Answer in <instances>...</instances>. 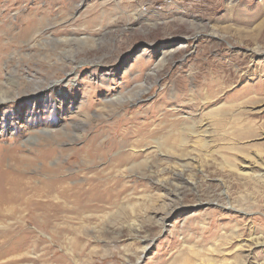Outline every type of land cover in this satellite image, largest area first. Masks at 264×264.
<instances>
[{
  "label": "rangeland",
  "instance_id": "1",
  "mask_svg": "<svg viewBox=\"0 0 264 264\" xmlns=\"http://www.w3.org/2000/svg\"><path fill=\"white\" fill-rule=\"evenodd\" d=\"M164 5L0 0V264H264V0ZM50 149L124 191L36 228Z\"/></svg>",
  "mask_w": 264,
  "mask_h": 264
},
{
  "label": "bare ground",
  "instance_id": "2",
  "mask_svg": "<svg viewBox=\"0 0 264 264\" xmlns=\"http://www.w3.org/2000/svg\"><path fill=\"white\" fill-rule=\"evenodd\" d=\"M256 51L257 53L260 54L263 53L261 50H256ZM168 53H172V52H168ZM16 95L17 94L15 95L0 94V104L14 99ZM95 144H96L95 142H92V145ZM95 150L97 151V149ZM52 151L50 149L47 151H41L38 154V160L42 164L41 166L42 170H44V171L41 170V172L45 173L46 171H49L53 175L52 179L43 180L40 183V185L32 191L31 193L32 196L30 198H24L25 196H22L21 198L20 197L16 198V201L14 202V203L21 202L23 205L26 203V207L24 206L22 209H24V211L28 210L29 213L27 215L25 214L28 219L32 218L33 220H36V225H35L36 228H39L40 230L42 229L50 230L51 220L58 217L59 214H63V213L71 214V213H79V212L84 213V211L86 210L99 209L101 207L100 203H103V201H106V199L108 198L107 195L104 196L105 193L104 191H107L110 194L111 196L110 199H112L118 194L119 189L123 188L124 191V186L120 184V180L114 182V184L108 182L100 183L101 181H99V179L101 173H96L95 176L94 175L91 176L87 181H85L87 183L83 185L72 186L71 177L70 178L59 177L61 174V170L59 169L60 167L51 170L48 169V159L52 157L54 153ZM74 158L76 157H71L70 160ZM110 184L113 185L111 186ZM123 191H121V193ZM7 201L10 200L3 198V200L0 201V211L3 209V207H1L2 204H5L3 206H9L12 204ZM95 203H98V205ZM37 213H40V215H37ZM170 213L171 212L169 211L166 214V217ZM38 219L39 221H37ZM8 236H9L8 234L5 235L6 237L5 242L0 245V258L8 256L10 253L25 250V248L28 245V241L25 238L16 239L13 243H9L12 241V239L10 237L9 239Z\"/></svg>",
  "mask_w": 264,
  "mask_h": 264
},
{
  "label": "built area",
  "instance_id": "3",
  "mask_svg": "<svg viewBox=\"0 0 264 264\" xmlns=\"http://www.w3.org/2000/svg\"><path fill=\"white\" fill-rule=\"evenodd\" d=\"M163 1L165 2L164 6H166V5L170 4V3H172L173 0H163Z\"/></svg>",
  "mask_w": 264,
  "mask_h": 264
}]
</instances>
